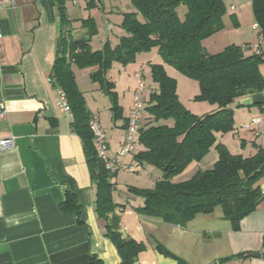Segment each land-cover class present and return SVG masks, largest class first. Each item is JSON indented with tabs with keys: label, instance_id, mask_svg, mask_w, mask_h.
I'll list each match as a JSON object with an SVG mask.
<instances>
[{
	"label": "crops",
	"instance_id": "1",
	"mask_svg": "<svg viewBox=\"0 0 264 264\" xmlns=\"http://www.w3.org/2000/svg\"><path fill=\"white\" fill-rule=\"evenodd\" d=\"M224 2L227 8L224 29L209 40H216L227 30L234 37H230L234 44L240 45L242 41L240 46L251 45L252 40L258 39L255 45L261 44L259 27H254L257 23L254 0ZM68 15L73 21L74 33L83 32L81 23L74 22L71 12ZM0 27V100L7 109L6 117L0 119V139H15L13 148H0V264H87L92 254L102 264H120L116 246L104 235V222L95 211L96 189L82 138L72 126L73 116L62 110L60 95L48 81L58 55L60 30L54 0L6 2L0 8ZM83 70L92 72V68ZM245 97L264 104V91ZM212 105L204 113L214 110L216 104ZM233 108L235 129L220 133L218 141L233 153L237 152L231 147L237 149L240 141L243 148L240 153L245 156L254 154L258 147L264 149V112L257 105H234ZM130 110L125 116L130 115ZM91 111L99 120L97 112ZM256 115L262 117L257 125L259 135L245 127ZM123 123L118 125L123 128ZM123 130L117 141L106 139L112 157L125 141L126 129ZM135 154H128L125 162L135 164L133 172H139L142 164ZM217 159L219 153L212 147L186 171L192 174L196 168L206 169ZM116 178L117 175L114 198L127 204L119 211L122 232L146 244L138 264H175L157 249V242L190 264H211L215 260L219 264H264V202L243 218L239 230H234L221 206L212 213L197 214L181 226L137 213L133 206L143 204V198H118ZM130 186L134 185H129L126 191L133 193ZM260 186L264 191V179ZM67 191L76 193L83 206L82 224L77 222L75 214L61 209ZM122 195L121 191L119 197ZM249 252H260L262 256L246 255L221 261V258Z\"/></svg>",
	"mask_w": 264,
	"mask_h": 264
},
{
	"label": "trees",
	"instance_id": "2",
	"mask_svg": "<svg viewBox=\"0 0 264 264\" xmlns=\"http://www.w3.org/2000/svg\"><path fill=\"white\" fill-rule=\"evenodd\" d=\"M54 2L60 30L56 45L58 55L50 77L53 86L64 91L72 109V126L82 138L96 189L95 211L104 222V235L116 246L120 264H138L146 244L122 232L119 211L127 204L114 198L117 173L112 172L98 154L90 126L94 114L78 85L75 66L94 68L90 73L92 80L109 96L114 120L123 119L122 126L126 129L129 116H125L119 104L116 84L107 77L108 71L115 62L124 65L135 62L138 54L156 48L162 62L149 60V64L157 90L144 101L146 114L140 123L139 150L135 158L140 164L155 165L162 176L152 187L130 186V190L144 200L143 204L133 206L134 210L185 226L197 214L212 213L221 206L225 218L230 220L234 230H239L243 218L264 202L260 186L264 179V149L258 147L248 156L233 153L218 141V136L235 129L234 105L241 106L240 101L245 96L264 91L260 68L264 62V0H254L255 19L262 39L259 50L248 52L253 46L232 43L216 53L208 51L204 41L224 28L223 16L227 12L224 0H131L136 10L123 13L124 34L117 44L107 42L101 49L91 46L98 30L94 17L82 19L83 32L75 36L66 1ZM88 3L93 4V0ZM181 5L186 8L183 15L178 12ZM166 64L196 79L200 90L195 99L216 104L215 109L202 116L188 109L180 100L177 79L168 73ZM252 105L264 112L263 103L253 102ZM169 119H174L172 125L167 123ZM212 147L219 153L213 166L197 170L187 179L174 180ZM61 209L75 214L79 224L84 223L83 206L76 193L66 192ZM156 247L175 264H190L160 242ZM242 256L246 253L221 258V261ZM87 264H102V260L92 254Z\"/></svg>",
	"mask_w": 264,
	"mask_h": 264
},
{
	"label": "rangeland",
	"instance_id": "3",
	"mask_svg": "<svg viewBox=\"0 0 264 264\" xmlns=\"http://www.w3.org/2000/svg\"><path fill=\"white\" fill-rule=\"evenodd\" d=\"M89 1L92 0H67V11L71 12L72 18H75V23H81L82 19L90 16L94 17L98 30L93 35L91 40V46L93 49H101L107 42H110L111 45L117 44L120 36L124 34V30L122 28L123 12L136 10L131 0H93V4H89ZM185 11L186 8L183 5L178 8L180 15H183ZM111 26L113 30H110ZM80 34L74 33L75 36H80ZM230 37L231 34H227L226 30L220 33L216 40L215 38H211L210 40L207 38L204 41V45L210 52H220L225 48V46L232 43L230 40L234 37ZM239 40L240 39H238V41ZM258 40H252L250 44L254 46ZM239 43L241 45L242 41ZM247 51L254 52L253 49H248ZM149 60L162 62L156 48L138 54V58L135 62H131L126 65L115 62L108 71L107 77L116 84L118 101L123 107L124 114H127L130 108H132V104L134 102V90L138 85L139 77L145 82V89L142 94V99L145 102L149 100L150 94L157 90V84L152 80L153 78L151 76ZM260 68L264 75V62H262ZM93 69L94 68H92V71ZM166 70L171 76H173V78L177 79V91L180 100L188 109L192 112H199L202 116L204 112L211 109V106L213 107V105L208 101H198L195 99V96L200 90L199 83L196 79L186 76L174 66L169 64H166ZM74 71H76V79L79 87L81 90L86 92L88 107L93 109L99 115L101 129L104 132L106 139L114 138L117 141L118 138L124 134L123 128L118 125L123 122V119H119L117 121L114 120L109 96L99 88L97 82L92 80L88 71L76 66ZM137 72L139 76L136 75ZM173 120L174 119H169L167 123L172 125ZM161 123H163V121ZM233 148L234 147H231V149L236 150L235 152L237 153L243 152L240 141L238 142L237 149ZM195 170L197 171V168ZM185 171L178 176L176 175L174 180H184L194 174H190V170ZM161 176L162 171L155 165L148 162L140 166L139 172H125L120 170L116 178L117 185L119 187L117 190V197L125 198L126 196H131V198L134 197L138 200L142 199L141 196L126 191L128 186L134 185L137 187H152L154 182L158 178L160 179ZM121 191L123 197H119V193Z\"/></svg>",
	"mask_w": 264,
	"mask_h": 264
},
{
	"label": "built area",
	"instance_id": "4",
	"mask_svg": "<svg viewBox=\"0 0 264 264\" xmlns=\"http://www.w3.org/2000/svg\"><path fill=\"white\" fill-rule=\"evenodd\" d=\"M15 0H0V8L2 5L6 2L14 3ZM254 27H258V24L256 23ZM2 37V30L0 27V38ZM260 44L253 46L254 51H258ZM139 76V74H137ZM48 81L50 83H53V80L51 77L48 78ZM55 90L60 95V101L59 105L61 106L62 110L67 112L68 114L72 115V109L70 108L65 93L60 87H54ZM145 89V82L143 79L139 77L138 85L135 87L134 90V102L132 104V108L130 110L129 115V122L128 126L126 128V138L123 142L120 150L118 151L117 155L114 157L110 156L109 154V146L105 137L104 132L101 129L100 121L96 116H94L91 119L90 126L91 129L94 132L95 136V143L98 150L99 156L102 158V160L105 162L107 167L112 172H119L120 170L133 172L136 171V165L132 163L125 162V157L132 153L137 152L139 150V144H138V137H139V128L140 123L144 117V111H145V102L142 99V94ZM7 109L6 104L3 100H0V119L6 117ZM262 121V117L260 115L253 116L251 120L245 125L246 128L251 129L256 135L260 134V130L257 127V125ZM15 139L12 137L0 139V148L1 149H11L15 146Z\"/></svg>",
	"mask_w": 264,
	"mask_h": 264
},
{
	"label": "water",
	"instance_id": "5",
	"mask_svg": "<svg viewBox=\"0 0 264 264\" xmlns=\"http://www.w3.org/2000/svg\"><path fill=\"white\" fill-rule=\"evenodd\" d=\"M252 102V99L250 97H244L241 101L240 104L243 106L246 105H250ZM246 255L248 256H255V257H261V253L260 252H249V254L247 253ZM211 264H219L218 260H215L214 262H212Z\"/></svg>",
	"mask_w": 264,
	"mask_h": 264
}]
</instances>
